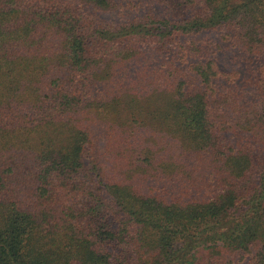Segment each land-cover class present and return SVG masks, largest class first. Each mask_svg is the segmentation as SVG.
Here are the masks:
<instances>
[{
    "label": "trees",
    "instance_id": "1",
    "mask_svg": "<svg viewBox=\"0 0 264 264\" xmlns=\"http://www.w3.org/2000/svg\"><path fill=\"white\" fill-rule=\"evenodd\" d=\"M0 264H264V0H0Z\"/></svg>",
    "mask_w": 264,
    "mask_h": 264
},
{
    "label": "rangeland",
    "instance_id": "2",
    "mask_svg": "<svg viewBox=\"0 0 264 264\" xmlns=\"http://www.w3.org/2000/svg\"><path fill=\"white\" fill-rule=\"evenodd\" d=\"M235 1H238V0H235ZM231 56H232V55H231ZM145 182H148V184H149V183H152V184L155 186V188L161 186V185L159 186V184H161V183L156 182V180H155L154 178H151V179H149V180H146ZM162 184H163V183H162Z\"/></svg>",
    "mask_w": 264,
    "mask_h": 264
}]
</instances>
